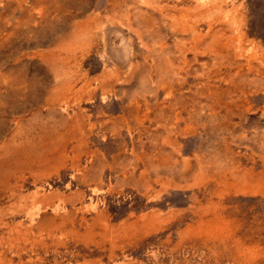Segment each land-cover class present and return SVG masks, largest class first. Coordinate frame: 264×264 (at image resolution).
Masks as SVG:
<instances>
[{
	"label": "rangeland",
	"instance_id": "obj_1",
	"mask_svg": "<svg viewBox=\"0 0 264 264\" xmlns=\"http://www.w3.org/2000/svg\"><path fill=\"white\" fill-rule=\"evenodd\" d=\"M0 264H264V0H0Z\"/></svg>",
	"mask_w": 264,
	"mask_h": 264
}]
</instances>
